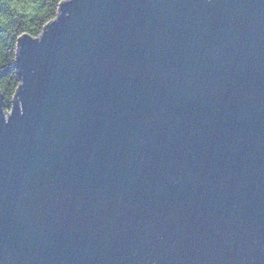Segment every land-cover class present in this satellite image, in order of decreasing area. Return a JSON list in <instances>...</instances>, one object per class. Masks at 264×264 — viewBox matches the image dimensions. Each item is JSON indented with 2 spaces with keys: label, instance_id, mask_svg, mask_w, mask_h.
Listing matches in <instances>:
<instances>
[{
  "label": "water",
  "instance_id": "95a60500",
  "mask_svg": "<svg viewBox=\"0 0 264 264\" xmlns=\"http://www.w3.org/2000/svg\"><path fill=\"white\" fill-rule=\"evenodd\" d=\"M0 97V264H264V0H65Z\"/></svg>",
  "mask_w": 264,
  "mask_h": 264
},
{
  "label": "trees",
  "instance_id": "16d2710c",
  "mask_svg": "<svg viewBox=\"0 0 264 264\" xmlns=\"http://www.w3.org/2000/svg\"><path fill=\"white\" fill-rule=\"evenodd\" d=\"M65 0H0V97L5 112L17 103L21 76L17 46L22 36L37 38Z\"/></svg>",
  "mask_w": 264,
  "mask_h": 264
}]
</instances>
